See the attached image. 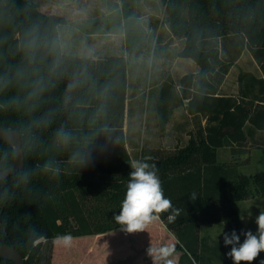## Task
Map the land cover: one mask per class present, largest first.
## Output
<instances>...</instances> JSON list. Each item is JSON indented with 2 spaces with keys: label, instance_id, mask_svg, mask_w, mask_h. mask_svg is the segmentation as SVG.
<instances>
[{
  "label": "trees",
  "instance_id": "16d2710c",
  "mask_svg": "<svg viewBox=\"0 0 264 264\" xmlns=\"http://www.w3.org/2000/svg\"><path fill=\"white\" fill-rule=\"evenodd\" d=\"M162 1L170 32L183 39L177 56L191 58L199 70L181 77L180 93L171 74L165 75L155 98L159 129L184 99L190 111L215 110L210 119L217 124L171 151L143 148L138 160L150 157L165 197L179 210L175 220H169L172 210L158 216L175 237L165 240L175 246L176 264H203L199 227L223 222L229 233L241 234L234 202L264 195V171L237 174L223 185L229 189L225 199L209 195L206 176L210 166H222L216 149L243 138L249 114L241 102L209 95L217 89L210 77L218 81L228 65L216 39L241 35L245 44L235 45L237 51L246 47L264 70V0ZM65 22L62 15L41 11L37 2L0 0V125L20 132L24 155L23 169L0 181V243L13 246L25 264H39L45 240L50 242L47 264H78L90 242L74 252L60 246V237L112 236L103 243L106 249L97 248L101 264H131L130 254L166 238V231L154 220L145 231L129 234L113 219L131 171L124 132L129 63L123 55L63 52L58 25ZM123 29L126 52L138 54L145 39L142 24L125 14ZM13 158L12 147L0 139V170ZM146 257L144 264H150ZM0 264L14 262L0 257Z\"/></svg>",
  "mask_w": 264,
  "mask_h": 264
},
{
  "label": "crops",
  "instance_id": "0c3cea01",
  "mask_svg": "<svg viewBox=\"0 0 264 264\" xmlns=\"http://www.w3.org/2000/svg\"><path fill=\"white\" fill-rule=\"evenodd\" d=\"M31 1L37 2L38 5L40 4L39 9L45 13L59 14L55 11L51 12L50 9H46L44 5L41 4V0ZM124 1L126 2V5L128 4L126 7L127 9H125V14H128V7L131 6L130 3L133 0ZM128 1H130V3H128ZM140 2L144 8H147L149 1L140 0ZM137 18L140 19L141 16ZM176 39L181 41L183 45L182 38ZM182 45L178 49V51L182 48ZM110 54L123 55L127 58L126 52L106 53L104 55ZM184 59H186L184 61L188 64L189 70L178 69V71L176 72H179L178 74L180 75H178L179 77L177 78V81L173 72L171 75L173 76V80L177 83V90L179 93L182 88L180 85L181 77L185 74H195L199 70V66L194 60H192L191 58ZM220 59L224 63L228 64L227 70L224 73H221V75L217 79L218 81L214 80L213 77H210V82L216 84L217 89L215 90L214 94L209 93V95H213L214 97H230L236 103L241 102L245 107L249 108L248 118L243 126V138L239 141H232L229 139L223 146L218 147L216 149V159L217 163L221 164L222 166H210L206 171V176L208 179L207 191L209 195L216 199H225V196L227 195V191H229V189L225 190V186L223 185H226L227 183L235 179L237 174L252 175L258 171H264V88L262 86L264 81V70L262 69L261 63L256 60V58L249 52L246 47L235 55L221 53ZM179 60L180 59H178L177 62H179ZM165 61L166 59L163 56V53H161L160 57L156 61H152L151 87L152 89H155V91L152 94L150 111L146 115V119L148 121L145 124H148L149 128L144 133L146 148L150 149H164L167 148V145L170 142H174L176 144L178 143V141H184V143L179 147L184 146L191 136L202 137L206 134L207 127L217 124V120L210 119V117L216 114L215 110H208L206 112H202L201 110L190 111L187 108V99H184L181 104H177L172 107L171 113L164 129H159L158 115L155 109V98L158 89L163 81V78L165 77L164 75H162V68L166 65ZM135 67L137 71V64H135ZM129 83L130 79L128 67L124 132L125 125L131 122L132 116H134L133 123H131L130 125H133L135 127L141 124L142 119L141 106L138 105L134 108L129 106ZM136 85L137 96L141 93V88L140 86H138L139 81H136L134 83L135 87ZM128 152L131 156L130 151ZM138 159L139 156L137 160ZM234 205L238 210L240 221L243 226V231L251 230L255 234L257 231V225L256 228H253V221L260 213V211H264V195H250L248 198L235 201ZM155 220L157 221L158 226L166 231V238L156 240V242H154L152 245H171L167 243L166 240L168 238H170L171 240H175L174 235L170 231L166 230L159 217ZM225 233L230 234L226 224L223 222L203 224L199 227V237L201 240L199 253L201 254L203 264H215V262L226 263V261L228 264L233 263V261L227 256V253L230 251L231 246L229 245L226 247L224 244ZM240 240L241 242H243V235H240ZM149 247L150 245L146 246V249L140 252H138L136 249L133 254H130L128 257L131 260L130 263L144 264V261L147 258L146 256L148 255V253L146 252H148L147 250ZM177 258V254H173L168 259H171L173 264H176ZM257 259H259L260 261H264L263 259L258 257ZM150 264H153V260L150 261ZM154 264L160 263L159 261H155Z\"/></svg>",
  "mask_w": 264,
  "mask_h": 264
},
{
  "label": "rangeland",
  "instance_id": "374dc122",
  "mask_svg": "<svg viewBox=\"0 0 264 264\" xmlns=\"http://www.w3.org/2000/svg\"><path fill=\"white\" fill-rule=\"evenodd\" d=\"M148 6L144 8L140 0H133L130 3L129 15L132 17H140L138 19L143 25L145 39L141 51L138 54H130L126 52L125 36H124V16L127 9L124 0H41V4L51 12H57L64 16L66 22L58 25V34L60 47L63 52L78 56H100L106 53L126 52L129 62V79L130 87L128 91L129 106L132 108L141 106L142 119L141 124L137 127L130 125L133 123L131 114V122L125 125L126 147L130 151L133 160H137L141 149L146 148L144 133L149 128L145 124L148 120L146 115L150 111L152 102V94L155 89L151 87V67L152 61H156L161 53L166 59V65L162 68V75L171 74L172 72L177 78L179 77L178 69H188V64L184 61V57H177V51L181 47L182 42L174 38L169 28H167V13L162 0H147ZM89 4V5H88ZM40 5V4H39ZM38 5V8H39ZM186 13V10H183ZM215 40V39H214ZM213 40V41H214ZM217 43L222 44L221 53L235 55L239 53L235 45L245 44L241 35H229L216 39ZM215 40V41H216ZM242 50V49H241ZM240 50V51H241ZM247 52V51H245ZM179 60V62H177ZM135 64H137V71ZM165 73V74H164ZM173 77V76H172ZM139 81L141 93L136 96V87L134 83ZM176 83V82H175ZM177 86V83H176ZM133 111V109H132ZM131 111V113H132ZM183 142H170L166 150H174ZM239 207V206H238ZM253 228H256L255 220ZM102 237V238H100ZM80 236L74 238L75 243L64 241L60 246H68L74 252L83 250L87 243L90 242L84 250L81 251V261L78 264H101L100 251L97 248L103 246V243L110 241V236ZM100 238V239H99ZM109 238L107 241L105 239ZM45 243L42 248V255L39 264H47L48 254L50 250V242L43 240ZM92 241V242H91ZM57 241L53 242L55 245ZM112 243V241L110 242ZM264 260V252L258 256ZM115 264L112 260L103 264ZM215 264H219L215 262Z\"/></svg>",
  "mask_w": 264,
  "mask_h": 264
},
{
  "label": "clouds",
  "instance_id": "9594fccd",
  "mask_svg": "<svg viewBox=\"0 0 264 264\" xmlns=\"http://www.w3.org/2000/svg\"><path fill=\"white\" fill-rule=\"evenodd\" d=\"M60 138L67 143L69 137L61 131ZM144 160H132L130 162L131 171L128 174L129 180L126 186V193L122 200L120 211L114 215L113 219L121 229L126 233L132 234L145 231L146 227L162 212L172 210L173 214L169 220H175L179 215L178 209H173L172 202L166 198L162 189L161 180L156 172V165L149 164ZM50 166L45 165L47 170ZM57 171H59L57 169ZM197 195L192 193L190 199L195 200ZM257 231L254 234L251 230L242 231L237 234L233 230L230 234H224L225 246H231L227 256L233 261V264H252L261 252H264V211L255 218ZM240 235L244 236L243 242ZM65 243L71 240L70 236L60 237ZM148 255L155 261L163 260L164 264H173L168 259L175 252L174 245L153 246L148 248ZM264 264V261H261Z\"/></svg>",
  "mask_w": 264,
  "mask_h": 264
},
{
  "label": "water",
  "instance_id": "95a60500",
  "mask_svg": "<svg viewBox=\"0 0 264 264\" xmlns=\"http://www.w3.org/2000/svg\"><path fill=\"white\" fill-rule=\"evenodd\" d=\"M0 139L7 142L13 149L14 158L12 163L0 170V181L9 175L21 171L24 167V155L21 147L20 132L11 127L0 125ZM0 257L12 260L14 264H25V258L11 245L0 243Z\"/></svg>",
  "mask_w": 264,
  "mask_h": 264
}]
</instances>
